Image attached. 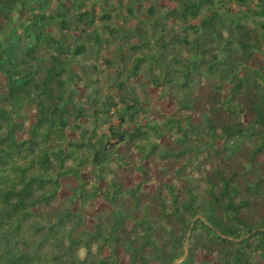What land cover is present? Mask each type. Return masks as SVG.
<instances>
[{"label": "trees", "instance_id": "16d2710c", "mask_svg": "<svg viewBox=\"0 0 264 264\" xmlns=\"http://www.w3.org/2000/svg\"><path fill=\"white\" fill-rule=\"evenodd\" d=\"M52 1L0 0V264H264V0Z\"/></svg>", "mask_w": 264, "mask_h": 264}, {"label": "rangeland", "instance_id": "374dc122", "mask_svg": "<svg viewBox=\"0 0 264 264\" xmlns=\"http://www.w3.org/2000/svg\"><path fill=\"white\" fill-rule=\"evenodd\" d=\"M92 1L93 0L85 1V3H84L85 6L81 7L80 11H83L84 9L85 10H89L91 8ZM55 2L56 1L53 0L52 3H51V6ZM256 3H257L256 0H248V6H249L250 10L247 11V12L249 13V16L251 17V19L248 18L249 19V23H253L254 20H258V21L261 20V16L259 14H255L253 12L254 11L253 9H257L255 7ZM233 5L235 6L236 10H241L242 13L245 11V10H243L245 8V6L237 5L236 3L235 4L233 3ZM100 12H101V5L98 2V5L95 6V14H97V13L99 14ZM15 17H16V15H15ZM95 25L96 26L100 25V21H96ZM110 48L112 49V46ZM76 66H77L76 63L73 62V67L76 68ZM94 87H96L95 88L96 90L94 91V88L88 89L85 92V94L83 96V99L89 98L91 101H94L95 99H103V98L108 97V96H113L116 99L115 89L112 88L111 86H109L108 78H106L105 76H100L99 81L96 83V86H94ZM154 92H155L154 90L151 91V96L152 97H154ZM159 105L165 107L166 110H169V109L172 108V102L169 99L168 100L167 99L161 100L159 102ZM114 118L115 117H113V119ZM114 121H116V120H114ZM62 184H63V188H62V191H61L62 195L72 196L73 193H75L76 181H75V179L72 176L65 177L62 180ZM151 188H152L151 185H148L146 187L147 190H149ZM110 251H111V248L104 249L103 250V255L105 256V255L109 254ZM126 251H128L127 242L122 243L121 245H118L117 248H116L117 254L119 256H121V257H123V255H124V253ZM202 259L204 261H206L207 263L212 264V259L209 256H205V255L203 256L201 254H198L196 256V260H202ZM91 264H93V263H91Z\"/></svg>", "mask_w": 264, "mask_h": 264}]
</instances>
